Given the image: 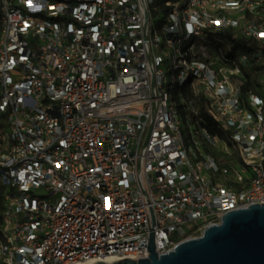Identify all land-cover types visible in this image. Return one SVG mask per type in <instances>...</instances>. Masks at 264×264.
<instances>
[{"label":"built area","instance_id":"built-area-1","mask_svg":"<svg viewBox=\"0 0 264 264\" xmlns=\"http://www.w3.org/2000/svg\"><path fill=\"white\" fill-rule=\"evenodd\" d=\"M261 34L264 0H0V264L147 257L151 222L161 253L264 203Z\"/></svg>","mask_w":264,"mask_h":264},{"label":"water","instance_id":"water-1","mask_svg":"<svg viewBox=\"0 0 264 264\" xmlns=\"http://www.w3.org/2000/svg\"><path fill=\"white\" fill-rule=\"evenodd\" d=\"M152 229L151 222L147 257H124L111 264H264V203L229 210L219 223L161 253L155 250Z\"/></svg>","mask_w":264,"mask_h":264},{"label":"trees","instance_id":"trees-1","mask_svg":"<svg viewBox=\"0 0 264 264\" xmlns=\"http://www.w3.org/2000/svg\"><path fill=\"white\" fill-rule=\"evenodd\" d=\"M218 34H220V35H224V34H228V32H221V33H218ZM207 127L209 128V130H211V132H216V125L213 123V122H211V121H209V120H207ZM218 132V131H217ZM1 192H2V187H1V185H0V194H1Z\"/></svg>","mask_w":264,"mask_h":264},{"label":"bare ground","instance_id":"bare-ground-1","mask_svg":"<svg viewBox=\"0 0 264 264\" xmlns=\"http://www.w3.org/2000/svg\"><path fill=\"white\" fill-rule=\"evenodd\" d=\"M112 259L113 258H111V257H106V258L102 259V261L105 262L106 264H109Z\"/></svg>","mask_w":264,"mask_h":264},{"label":"rangeland","instance_id":"rangeland-1","mask_svg":"<svg viewBox=\"0 0 264 264\" xmlns=\"http://www.w3.org/2000/svg\"><path fill=\"white\" fill-rule=\"evenodd\" d=\"M156 1H159V0H156ZM2 127H3V125H2V123L0 122V130L2 129ZM222 144L225 146L224 143H221V146H223ZM197 235H199V234H195L194 236H197Z\"/></svg>","mask_w":264,"mask_h":264},{"label":"snow or ice","instance_id":"snow-or-ice-1","mask_svg":"<svg viewBox=\"0 0 264 264\" xmlns=\"http://www.w3.org/2000/svg\"><path fill=\"white\" fill-rule=\"evenodd\" d=\"M262 36H264V34H261Z\"/></svg>","mask_w":264,"mask_h":264}]
</instances>
